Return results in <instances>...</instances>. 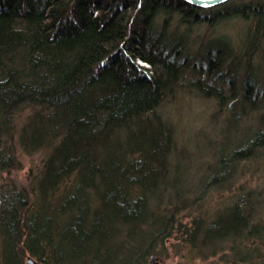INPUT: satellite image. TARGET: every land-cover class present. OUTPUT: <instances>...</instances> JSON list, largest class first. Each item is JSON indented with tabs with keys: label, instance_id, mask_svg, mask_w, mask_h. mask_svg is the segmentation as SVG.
Wrapping results in <instances>:
<instances>
[{
	"label": "trees",
	"instance_id": "obj_1",
	"mask_svg": "<svg viewBox=\"0 0 264 264\" xmlns=\"http://www.w3.org/2000/svg\"><path fill=\"white\" fill-rule=\"evenodd\" d=\"M188 71L241 131L208 184L264 148V0H0V170L44 152L29 191L0 187V264H144L173 233L220 246L222 264H264V190H239L211 222L150 216L174 144L158 107ZM149 219L139 244L106 249Z\"/></svg>",
	"mask_w": 264,
	"mask_h": 264
},
{
	"label": "rangeland",
	"instance_id": "obj_2",
	"mask_svg": "<svg viewBox=\"0 0 264 264\" xmlns=\"http://www.w3.org/2000/svg\"><path fill=\"white\" fill-rule=\"evenodd\" d=\"M138 63L143 64L141 61ZM197 75L196 72L185 73L182 84L171 93H167L158 107L162 118L172 127L174 144L169 153L167 182L160 184L162 185L160 192L153 194L148 209L152 210L150 216L154 215L156 219L159 214H155L157 212L154 211L160 210L159 208L164 215L170 210L174 211V219L181 220L183 224L189 226L194 217L202 218L203 223L214 220L217 212L228 206L239 190L244 189V192L264 190V148L257 152L255 157L235 161L233 166H230L229 174H225L227 178L206 183L207 176L213 172L219 158L227 155L235 147L233 140L235 136H239V133L241 135V131L226 128L227 122L224 119H228L230 110L226 107L219 110L214 98L202 96L194 90L192 83L188 84L189 81L200 76ZM256 113L250 112L242 117L239 121L243 123L240 125L253 122ZM43 156L44 152L41 151L29 155L19 153V163L15 168L0 170V187L7 183L29 191L33 179L39 178ZM63 192L64 186L60 184L54 193L59 198ZM253 195L255 194H252V197ZM35 196L31 202L40 199L37 194ZM257 198L261 200L264 197L258 195ZM92 201V205H96L97 200ZM260 213L257 212L256 215ZM53 219L54 224L57 220L60 221L59 216ZM155 224L149 219L131 228L134 229L131 231L133 233L131 238L128 231L122 229L120 235L112 240L109 238L110 247L106 249H114L115 245L120 248L126 247L128 243L130 246L139 244L147 236L149 228L151 229ZM179 237L180 234L173 233L164 244H156L155 254L148 257L144 264H222L221 260L217 259L226 250L221 249L220 246L202 245V248L190 249L187 244L178 240ZM226 249L228 250V246ZM119 252L121 256L124 251L119 250ZM124 255L130 258L132 253L125 249ZM27 257L29 255L24 257V261Z\"/></svg>",
	"mask_w": 264,
	"mask_h": 264
},
{
	"label": "water",
	"instance_id": "obj_3",
	"mask_svg": "<svg viewBox=\"0 0 264 264\" xmlns=\"http://www.w3.org/2000/svg\"><path fill=\"white\" fill-rule=\"evenodd\" d=\"M187 2L199 7H212L221 4L227 0H186Z\"/></svg>",
	"mask_w": 264,
	"mask_h": 264
}]
</instances>
